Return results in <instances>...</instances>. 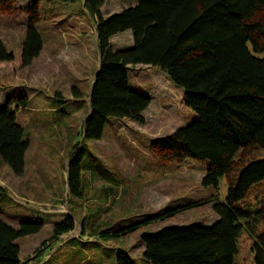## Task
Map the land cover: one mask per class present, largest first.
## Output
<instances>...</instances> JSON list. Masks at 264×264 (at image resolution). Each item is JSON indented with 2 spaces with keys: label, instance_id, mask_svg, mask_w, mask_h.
Wrapping results in <instances>:
<instances>
[{
  "label": "trees",
  "instance_id": "trees-1",
  "mask_svg": "<svg viewBox=\"0 0 264 264\" xmlns=\"http://www.w3.org/2000/svg\"><path fill=\"white\" fill-rule=\"evenodd\" d=\"M83 1L95 15L100 54V67L88 95L89 112L82 124L83 142L99 140L108 118L143 122L150 98L129 85L128 71L139 64L155 66L182 91L181 104L191 120L152 139L150 151L160 163L197 159L206 165L204 187L217 188L222 176L228 185L223 201L208 197L166 206L120 227L95 226L92 236H125L154 221L211 203L217 219L210 225L169 226L142 234V259L148 264H264V201L257 207L243 201L250 188L264 180V156L247 160L241 156L245 151L264 152V0H127V7L105 17L99 13L105 0ZM17 2L0 0V13L13 11ZM35 5L29 11L18 53L7 50L0 40V64L18 61L20 67H27L39 55L43 40L36 27L40 16ZM125 30L131 31L133 44L112 48L111 37ZM72 91L81 96L77 88ZM27 106L25 95L7 98L0 105V161L15 175L24 171L29 146L18 117ZM73 147L67 181L71 195L81 197L85 175L93 177V165L84 161L83 156L90 154L86 149ZM237 156L241 163L230 174ZM118 184L108 185L105 195L116 196ZM10 198L0 184V264H22L17 240L39 232L43 221L21 219L17 226L4 221L1 215L10 207ZM74 227L73 217L65 214L54 223L49 240L59 241ZM242 232L251 238V245L243 262H237ZM131 261L125 251L116 252L115 264Z\"/></svg>",
  "mask_w": 264,
  "mask_h": 264
},
{
  "label": "rangeland",
  "instance_id": "rangeland-1",
  "mask_svg": "<svg viewBox=\"0 0 264 264\" xmlns=\"http://www.w3.org/2000/svg\"><path fill=\"white\" fill-rule=\"evenodd\" d=\"M34 3L40 16L36 27L43 40L39 55L27 67H20L18 61L15 65L0 64V105L7 98H28V106L18 117L29 137L21 175H15L0 161V184L12 200L1 217L14 226L21 219L43 221L39 232L17 240L22 264H115L118 250L125 251L132 264H148L141 257L142 234L169 226L210 225L217 219L211 203L154 221L125 236L95 237L92 229L120 227L145 213L199 198L223 201L227 177L222 176L215 189L204 187V163L193 158L179 164L160 163L150 151L152 139L191 120L181 104L182 91L155 66L139 64L130 66L128 71L129 85L150 98L142 113L143 122L108 118L99 140L83 142L88 95L100 65L95 15L83 0H18L13 11L0 13V40L7 50L18 53ZM128 5L127 0H105L99 13L105 17ZM110 41L114 49L130 47L132 33L119 32ZM73 88L81 92L80 97L73 93ZM73 144L90 153L83 158L93 165V177L85 175L81 197L71 195L67 181ZM241 156L244 160L259 158L264 152L245 151ZM240 163L237 156L230 174ZM114 181L119 182L115 186L116 196H106L107 186ZM243 201L252 207L259 206L264 201V180L254 184ZM65 214L73 217L74 230L61 235L59 241H50L54 223L65 218ZM262 227L259 225V229ZM71 240L86 242L72 246ZM250 245L251 238L242 232L235 261L243 262Z\"/></svg>",
  "mask_w": 264,
  "mask_h": 264
},
{
  "label": "water",
  "instance_id": "water-1",
  "mask_svg": "<svg viewBox=\"0 0 264 264\" xmlns=\"http://www.w3.org/2000/svg\"><path fill=\"white\" fill-rule=\"evenodd\" d=\"M100 67V66H99ZM96 73H97V71H96Z\"/></svg>",
  "mask_w": 264,
  "mask_h": 264
}]
</instances>
